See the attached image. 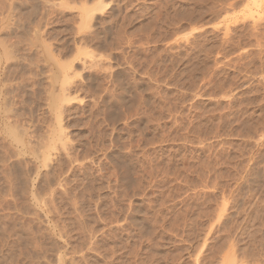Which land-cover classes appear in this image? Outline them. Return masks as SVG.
Listing matches in <instances>:
<instances>
[{
	"label": "rangeland",
	"instance_id": "1",
	"mask_svg": "<svg viewBox=\"0 0 264 264\" xmlns=\"http://www.w3.org/2000/svg\"><path fill=\"white\" fill-rule=\"evenodd\" d=\"M0 264H264V0H0Z\"/></svg>",
	"mask_w": 264,
	"mask_h": 264
}]
</instances>
